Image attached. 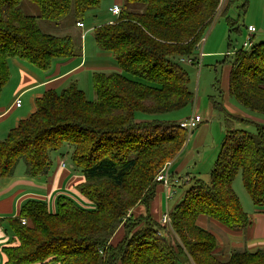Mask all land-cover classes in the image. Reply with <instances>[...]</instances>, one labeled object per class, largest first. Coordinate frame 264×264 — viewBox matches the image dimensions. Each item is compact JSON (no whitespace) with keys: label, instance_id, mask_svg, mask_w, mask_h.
<instances>
[{"label":"trees","instance_id":"1","mask_svg":"<svg viewBox=\"0 0 264 264\" xmlns=\"http://www.w3.org/2000/svg\"><path fill=\"white\" fill-rule=\"evenodd\" d=\"M23 1L0 0V91L13 58L46 71L55 59L79 55L72 37L45 33L39 19L60 22L73 14L76 24L85 25L87 13L103 0H27L37 6V16L24 12ZM222 1L126 0L113 24L94 29L98 49L111 53L120 70L93 73L96 99L88 100L76 83L49 90L0 142L3 177L13 175L21 161L30 177L45 176L50 154L71 145L73 167L85 178L77 191L94 207L61 196L53 213L44 201H28L9 220L14 239L4 249L6 264H264V249L220 259L217 237L198 225L200 217L235 232L252 225L233 189L239 175L253 205L264 207V125L241 120L255 125L251 134L226 121L210 181L192 180L169 213V226L149 213L131 215L155 199L158 173L189 139L179 122L139 121L137 114L162 116L194 104L182 63L199 65L197 50ZM255 34L250 48L226 55L233 57L228 92L244 109L264 116V42L255 44Z\"/></svg>","mask_w":264,"mask_h":264},{"label":"rangeland","instance_id":"2","mask_svg":"<svg viewBox=\"0 0 264 264\" xmlns=\"http://www.w3.org/2000/svg\"><path fill=\"white\" fill-rule=\"evenodd\" d=\"M114 5L122 8L126 5V0H103L99 8L87 13L84 20L86 29L84 30L76 28L73 14H70L60 22L39 19V26L45 33L55 36L72 37L77 51L79 52L77 58L80 60L82 57L86 58L85 38L82 39V36L88 29L93 28L92 31L85 35V37H87L86 41H88V66L94 64L106 65L107 59L101 57L96 52H101L109 56L108 61L115 66L117 62L114 56L109 52L100 51L96 46L94 38V29L96 27H100L104 24L111 25L117 19V17L109 12V8H113ZM21 6L28 15L37 16L39 14L37 6L27 0L23 1ZM227 7L229 10L226 15L219 14ZM137 8L136 6L130 7L132 10ZM219 11L212 26L206 31L204 39L197 50L196 56L199 59V65L195 66V64L193 65L190 61L182 63L183 69L187 71L190 76V89L195 96L194 104L181 111L162 116L137 114V119L139 121L158 119L176 123L189 119L193 115L201 116V125L194 130L195 132H188V141L190 143H186L188 147L184 150L181 158L174 163V167H177L180 162L186 161L185 169L180 174L182 179H184V183L180 185L176 184L174 191L172 185L166 190L163 184L157 182L156 177L157 187L159 188H157V191L161 194L159 197L161 207L154 206L153 200L148 207L145 205L136 206L133 210L135 213H130L131 215L137 217L140 214L149 213L153 219L161 222L160 216L166 212L170 213L182 201L184 195L190 189L191 184L188 183L187 177L192 178V180L200 179L209 182L211 171L220 151V146L226 135L227 120H232V122H227V124L229 123V126L231 125L233 129L245 130L251 134L257 133L254 124L264 125V116L250 113L228 95V80L232 68L233 57L229 56L230 58H226V55L229 52H233L234 49L239 50L243 48L245 42L249 39V26H253L257 30L253 42L255 44L264 42V0H234L233 2H230V0H223ZM230 23H234L235 27L231 28ZM230 44L231 47L229 48ZM81 48H83V50H81ZM81 53H83V56ZM118 71L120 70H115V72ZM92 75L93 71H88V75L83 73L81 75V82L78 84L90 101L96 99L92 84ZM241 120L250 121L254 124H245ZM72 153L73 147L69 144H65L59 151L50 154L51 163L56 165L57 160L60 158V166L64 167L63 164L65 163V166L69 170H72V168L75 169L72 164ZM176 158L165 162L163 168L166 165L171 167ZM20 166L25 167V162L21 161ZM173 181L178 183L180 180L173 179ZM161 187L166 190V193L169 191L172 193L170 198H166L165 190L162 191ZM233 189L240 199L245 212L249 213L248 211L253 210L254 205L244 188L241 175L234 181ZM71 201L74 202L73 199ZM75 204L77 205V203ZM141 210H143V212H141ZM207 227L213 229V227L210 228V225ZM213 231L218 233L216 229H213ZM123 233V229L119 230L116 240L113 242L117 243V239H120ZM219 237L222 238L223 236L219 234ZM230 252L231 251H226L225 254H220V259H228Z\"/></svg>","mask_w":264,"mask_h":264},{"label":"crops","instance_id":"3","mask_svg":"<svg viewBox=\"0 0 264 264\" xmlns=\"http://www.w3.org/2000/svg\"><path fill=\"white\" fill-rule=\"evenodd\" d=\"M111 8H109V12ZM78 29L84 30L86 26ZM92 29H88L82 36V39L85 38L86 58L82 57L81 60L77 57L55 59L51 68L46 71L39 70L27 62L16 58L9 61L11 76L7 85L0 91V142L8 137L20 121L28 118L35 112L37 99L41 98L47 91L54 90L60 92L72 83L78 85L81 82V75L83 73L88 75V71H93V73L97 71L108 73L115 72L118 69L117 64L115 66L110 64V61H108L109 56L101 52L96 53L107 59L106 65L94 64L88 66V41H86L87 37L85 35L92 31ZM81 54L83 56V53ZM18 100H21L20 107H16ZM188 143L190 142L188 141ZM187 144L176 160L173 161L169 170L173 191L176 184L180 185L184 183V179H182L180 174L185 169L186 161L180 162L177 167H174V163L181 158L184 150L188 147ZM60 164V158L57 160L56 165L51 163L47 175L43 177H30L27 174L26 166H20V163L13 175L9 177L0 175V264H6L7 258L4 249L10 246L14 239L9 228V220L17 218L22 207L28 201H44L53 213L57 212V200L61 196L73 199L74 203H77L81 208H94L77 191V186L85 182V178L79 171L73 168L69 170L66 166L62 167ZM173 179H179L180 181L176 183ZM191 180L192 178L187 177L188 183L191 184ZM161 189L162 191L165 190L162 187ZM156 194L154 206L161 207L159 198L161 194L159 191H156ZM165 194L167 198L166 190ZM248 212L247 214L252 219V225L241 231L227 230L216 225L207 217H200L198 225L211 231L217 237L219 254H225L226 251H231L230 254L234 251H249L253 253L258 249H264V207L258 208L254 206L253 210ZM134 213L135 211L132 214ZM164 214L160 216V221ZM208 225H210V228L216 229L218 233L214 232L213 229H209ZM219 234L223 237L220 238Z\"/></svg>","mask_w":264,"mask_h":264},{"label":"built area","instance_id":"4","mask_svg":"<svg viewBox=\"0 0 264 264\" xmlns=\"http://www.w3.org/2000/svg\"><path fill=\"white\" fill-rule=\"evenodd\" d=\"M110 13L115 17H119V15L121 13V8L119 6H114L113 8L110 9ZM76 25L79 28L85 27V25L83 23H77ZM248 32H249V39L244 44V48H247V49L250 48L253 44L251 41V36L256 33L255 27L249 26ZM231 54H234V53L229 52L227 55H231ZM20 106H21V100H18L16 103V107H20ZM201 123H202V118L199 115H193L189 119L182 120L179 122L181 128H183L187 132H191V133H192V131L196 130L201 125ZM63 166L65 167V163L63 164ZM169 170H170V166L166 165L160 171V173L157 176V182L159 184H163L165 186L166 190H168L170 188V185L172 183ZM171 194L172 193H170V191L167 193V199L171 197L170 196ZM161 223L164 225H169L171 223V217H170V214L168 212H166L162 216ZM23 224H26V221H23Z\"/></svg>","mask_w":264,"mask_h":264}]
</instances>
